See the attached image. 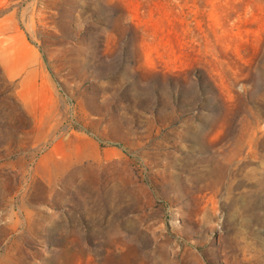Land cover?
Here are the masks:
<instances>
[{"label": "rangeland", "instance_id": "374dc122", "mask_svg": "<svg viewBox=\"0 0 264 264\" xmlns=\"http://www.w3.org/2000/svg\"><path fill=\"white\" fill-rule=\"evenodd\" d=\"M0 264H264V0H0Z\"/></svg>", "mask_w": 264, "mask_h": 264}]
</instances>
